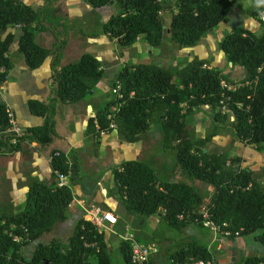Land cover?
Returning a JSON list of instances; mask_svg holds the SVG:
<instances>
[{
	"label": "trees",
	"instance_id": "obj_1",
	"mask_svg": "<svg viewBox=\"0 0 264 264\" xmlns=\"http://www.w3.org/2000/svg\"><path fill=\"white\" fill-rule=\"evenodd\" d=\"M85 1L94 9L105 8L114 1L116 11L98 29L109 39L115 38L120 46L132 45L141 37L153 51L165 46L174 50L196 46L218 24L229 22L230 11L239 0ZM51 12L48 3L33 10L22 0H0V83L15 65L9 49L14 34L8 31L13 26L20 27L16 53L22 57L25 68L37 69L49 57L52 68L60 63L65 42L47 48L36 39L38 32L49 30L55 22L58 25L66 22L50 18ZM262 12L264 5L244 11L258 21L259 33L236 25L219 43L226 59L244 68L245 77L239 82H248L234 92L225 93L230 96V115L219 111L223 95L220 83L229 79L219 69L210 68L204 59L195 57L174 68L162 63H136L115 73L112 86L116 82L121 84L122 97L110 90L109 100L87 119V130L92 137L115 130L119 141L137 143L154 124L162 135L161 152L171 156L167 176L160 174L155 163L141 159L123 161L111 170L113 187L109 192L129 215L139 219L159 215L163 223L178 231L189 224L204 229L201 213L204 207L219 232L229 238L251 234L264 245V165L257 175L243 167L242 159L235 154L204 151L216 133V126H223L230 118L228 127L239 142L264 152V20L259 18ZM102 77L101 64L90 52L62 64L51 76L53 89L49 101L27 102L33 115L43 117L42 124L27 128L20 137L7 131L10 127L7 107L0 103V153L19 150L23 138L40 146L51 143L55 134L51 104L88 100ZM115 106L117 110L109 120L110 109ZM202 108L213 113L216 125L211 132L195 138L190 118ZM111 121L115 129L110 128ZM12 138H16L15 143H10ZM51 167L55 183L32 181L22 209L0 213V264H92L89 261L92 256L96 264H111L105 234L98 233L83 218L77 220L66 243L49 239L37 245L29 259L22 256L24 245L50 235L55 224L67 217L71 189L59 186L55 174L58 171L68 175L66 156L53 152ZM194 181L211 189L209 198L201 194ZM14 235L23 236L24 240L15 242ZM127 247L120 241L123 264H132ZM213 256L206 245L193 240L171 252L168 259L170 264H187L190 258ZM241 264H264V258L248 256Z\"/></svg>",
	"mask_w": 264,
	"mask_h": 264
},
{
	"label": "crops",
	"instance_id": "obj_2",
	"mask_svg": "<svg viewBox=\"0 0 264 264\" xmlns=\"http://www.w3.org/2000/svg\"><path fill=\"white\" fill-rule=\"evenodd\" d=\"M22 1L33 10L48 3L52 9L50 18L66 20L62 25L55 22L49 30L38 32L36 35L37 42L47 48H50L58 40L65 42L60 54V63H57L55 68L51 67L50 57L37 69L25 68L22 57L16 53L20 27L13 26L8 29L14 34L9 49L15 65L9 70L7 79L0 83V103L12 111L15 124L24 130V134L27 128L39 126L43 122V117L33 115L29 111L27 102L29 99H36L43 103L49 101L53 89L51 76L54 70H58L62 64L77 60L84 52L94 54L103 70V77L96 90L101 91L100 97L94 96L95 91L92 95L90 94L88 100H80L75 103L54 101L51 104L55 131L51 143L40 146L32 139L23 138L19 141V150L0 153V213L21 210L32 181L37 180L48 185L55 183L56 179L53 178L51 167L53 152L55 154L63 153L70 167L65 183L71 189L72 201L68 206L66 219L56 223L50 235L24 245L23 247L27 246L29 250L25 255L22 247V256L29 259L35 247L41 243H47L49 239H57L66 243L77 220L86 219L81 202L96 205L115 217L113 233L109 236V231L104 232L110 253L113 252L111 245L118 244L119 247L120 235L126 230L131 232L133 229L136 235L138 233L143 235L146 233L143 230L147 228L148 233H151L161 223L166 230H173L159 219V215H153L146 219H138L129 215L124 206L109 192V189L113 187L111 170L123 161L146 160L157 164V166H165L169 171V162L165 164V162L161 163V161L153 159V157L156 159L159 154L151 152L152 142L148 143L147 139L152 138V140L160 141L162 135L159 128L153 124L140 142L123 143L118 140L115 130L92 137L91 132L86 128L87 119L109 100L108 95L115 73L121 67L136 63H162L174 68L197 57L208 61L210 68L219 69L229 81H240L245 77L244 68L231 64L226 59L225 53L221 51L219 43L236 25L258 33L260 31L258 21L250 16L243 17L242 12L249 9L242 8L238 1L230 11L229 22L218 24L213 30L206 33L196 46L183 50H174L170 46H165L151 51L141 37H138L132 45L120 46L115 38L109 39L98 29L116 11L114 1L101 9H94L85 0ZM171 1L168 0V3ZM260 5H264V0H260L258 6ZM165 20L168 23V18ZM211 122H214L213 113L206 108H202L192 116L190 127L196 134L195 138L203 136L204 128H207ZM221 127L229 128L228 124ZM223 130L217 129L218 132L206 145L207 152L223 153L220 149H210L214 144H218L220 147L228 144L230 137L221 135ZM231 140L233 141L231 153L242 159L243 167H247L259 175V169L264 165V152H258L253 147L240 143L234 135ZM196 226L189 224L180 231L174 230L177 233L174 238L170 234L169 239L165 237L162 240L145 237L144 241L154 242L160 247V252L151 259L150 264H170L168 256L171 252L193 240L201 243L198 239L199 234L191 232V229ZM213 235L216 237V233ZM234 239L236 238L232 240ZM208 241L201 244L206 245L211 251V243ZM231 242L233 241L229 242V248L232 247ZM221 243L222 240L217 245V252L222 250ZM162 249L166 253L163 254ZM93 257L89 258V261L96 264V258L93 259Z\"/></svg>",
	"mask_w": 264,
	"mask_h": 264
},
{
	"label": "rangeland",
	"instance_id": "obj_3",
	"mask_svg": "<svg viewBox=\"0 0 264 264\" xmlns=\"http://www.w3.org/2000/svg\"><path fill=\"white\" fill-rule=\"evenodd\" d=\"M259 2H260V0H239L238 4H240L242 8H244V9L247 8L250 10V9H255L256 7H258ZM242 15H243V17H245V16L248 17V15L244 13V11L242 12ZM60 41L61 40H58L56 43H60ZM94 96L100 97L101 91H99V90L96 91ZM228 115H230V113H228ZM230 121H231V119L228 118L227 121L225 122V124L227 125L228 123H230ZM214 127H215V125L211 122L207 128H204L203 134L205 135V134L211 132L212 128H214ZM216 127H217L216 133L218 132L217 129H224L223 132L222 133L220 132V133H221V135L229 136L230 141L228 142L227 145H225L223 147H220L218 144H214L210 147V149L211 150L220 149L223 152H230L231 153L232 144H233V141L231 140V138L233 139V133H232L231 129L222 128L219 125ZM193 132H194V130H193ZM194 135H196V134L194 133ZM147 139H148V143L152 142L151 146H153V147L150 149L151 152H153L155 154L157 152V154H159V156L156 159H155V157H153V159L161 161V163L165 162V164H167L168 162L171 163L170 154L161 152V140H160L161 138L159 139L160 141L152 140V138H147ZM219 144H221V142H219ZM118 160H120V158H118ZM156 168H158L160 170V174L163 176H167L169 173V171L166 169L165 166H161V165L157 166V164H156ZM193 184L199 189V191L201 192V194L205 198H209V196L211 194V189L207 185L203 184L200 181H194ZM202 209H203L202 211L204 212L205 208L203 207ZM162 225L163 224L161 223L158 227L153 229V231L151 233H148L149 230H147V228L145 227L146 230H143V232L146 231V233H144L143 235L139 234V233L136 235L134 230L131 229L132 230L131 234L139 242H144V243L148 242V241H144V240H146L145 237H147V236L155 237V238H158L160 240L164 239L165 237L169 239L170 238L169 234L173 238L177 236L176 231H174V230L169 231L168 229L166 230V228H164ZM192 229H191V232L199 234V235L198 234L197 235L199 236L198 239L200 240L201 243H205L210 239V241H208L211 243L210 249H211V252L215 255L218 264H241V260L245 257H248V256H255V257L264 258V245H262L261 243L256 241L251 234L245 235L242 237H237L236 239L232 240L233 238H229L225 234L218 232V231L215 232L216 237H214V235H213L214 231L206 230L207 228H204L205 229L204 230V229H201L200 227L196 226L193 229V231H192ZM112 233L113 232H109L108 235L110 236ZM165 240H167V239H165ZM220 240H222V243H221L222 250L220 252H217L216 249H217V245L220 243ZM120 241H122L121 238H120ZM230 241H233L230 243V245L232 246L231 248L228 247ZM122 242H124V241H122ZM111 246L113 247V252L110 253L111 264H122L123 260H122L121 254H120L118 244L111 245ZM160 246L163 247V245H160ZM158 248H159V252H160V247L158 246ZM28 250H29V248L27 246L23 247V252L25 253V255L28 253ZM164 251L165 250L162 249L163 254L166 253ZM90 258H92V257H90ZM94 258L95 257H93V259Z\"/></svg>",
	"mask_w": 264,
	"mask_h": 264
},
{
	"label": "built area",
	"instance_id": "obj_4",
	"mask_svg": "<svg viewBox=\"0 0 264 264\" xmlns=\"http://www.w3.org/2000/svg\"><path fill=\"white\" fill-rule=\"evenodd\" d=\"M259 18L261 20H264V12H262L259 15ZM221 89L223 90V95L219 103V111L221 114H228L230 113L229 108V101L230 96L226 95L225 93L228 92H234L237 89L248 85V82H239V81H221L220 83ZM121 84L119 82H116L114 86L111 87V93L118 98H121L120 94ZM238 105H241L238 103ZM117 110V106L112 107L110 109V114L108 115V119L111 120L112 116ZM7 116L9 119L10 127L8 128V132L14 133L16 136L20 137L24 134V130L20 127H18L14 122V116L11 110L7 109ZM110 128L115 129V124L113 121L110 123ZM106 133V132H101ZM16 138H12L10 140V143H15ZM55 174L57 176V181L59 186L66 185V175L55 171ZM67 186V185H66ZM81 207L85 212V220L91 223L92 226L95 227L96 231L98 233H102L105 231L113 232L114 225L116 223V219L113 215L106 213L104 210L100 209L98 206L83 203L81 202ZM203 210V209H202ZM202 213V225L204 228H207L209 230H212L215 232H219L218 227L209 219L208 213L205 210ZM179 218H182L179 216ZM26 233V231H25ZM13 240L15 242H22L24 240L23 236L14 235ZM120 238L122 241L126 243L129 250V258L130 262L132 264H150L151 259L158 254L159 248L158 246L153 242H139L137 239L134 238V236L131 234L130 231L126 230L123 234L120 235ZM220 248V246H219ZM187 264H217L215 261V257H211V259H194L190 258Z\"/></svg>",
	"mask_w": 264,
	"mask_h": 264
},
{
	"label": "water",
	"instance_id": "obj_5",
	"mask_svg": "<svg viewBox=\"0 0 264 264\" xmlns=\"http://www.w3.org/2000/svg\"><path fill=\"white\" fill-rule=\"evenodd\" d=\"M259 33V32H258ZM149 48V47H148ZM91 93V92H90ZM204 151H206V150H204Z\"/></svg>",
	"mask_w": 264,
	"mask_h": 264
}]
</instances>
